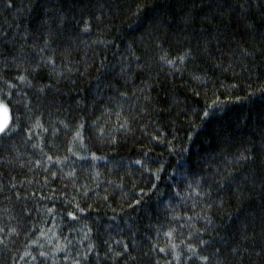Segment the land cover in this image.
Wrapping results in <instances>:
<instances>
[{
    "label": "trees",
    "instance_id": "1",
    "mask_svg": "<svg viewBox=\"0 0 264 264\" xmlns=\"http://www.w3.org/2000/svg\"><path fill=\"white\" fill-rule=\"evenodd\" d=\"M0 264H264V0H0Z\"/></svg>",
    "mask_w": 264,
    "mask_h": 264
},
{
    "label": "snow or ice",
    "instance_id": "2",
    "mask_svg": "<svg viewBox=\"0 0 264 264\" xmlns=\"http://www.w3.org/2000/svg\"><path fill=\"white\" fill-rule=\"evenodd\" d=\"M0 109H3L5 113H7L8 109L6 106L0 104ZM9 130V123L7 119L4 121L0 122V134H5Z\"/></svg>",
    "mask_w": 264,
    "mask_h": 264
},
{
    "label": "rangeland",
    "instance_id": "3",
    "mask_svg": "<svg viewBox=\"0 0 264 264\" xmlns=\"http://www.w3.org/2000/svg\"><path fill=\"white\" fill-rule=\"evenodd\" d=\"M0 104L6 106L5 104H3L2 102H0ZM7 107V106H6ZM5 119H7V121L9 122V113L7 111V113H5L3 111V109H0V122L4 121Z\"/></svg>",
    "mask_w": 264,
    "mask_h": 264
}]
</instances>
